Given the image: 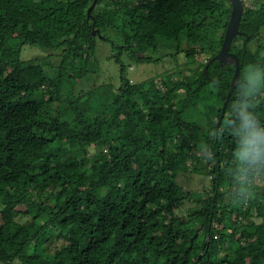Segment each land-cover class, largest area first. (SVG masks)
<instances>
[{
	"label": "trees",
	"instance_id": "16d2710c",
	"mask_svg": "<svg viewBox=\"0 0 264 264\" xmlns=\"http://www.w3.org/2000/svg\"><path fill=\"white\" fill-rule=\"evenodd\" d=\"M243 1L241 78L218 126L236 67L204 69L229 0H99L92 17L94 0H0V264H264V0ZM94 24L121 85L77 94ZM26 45L60 65L23 60ZM162 48L184 64L133 84L127 68ZM190 172L212 191L180 215Z\"/></svg>",
	"mask_w": 264,
	"mask_h": 264
},
{
	"label": "rangeland",
	"instance_id": "374dc122",
	"mask_svg": "<svg viewBox=\"0 0 264 264\" xmlns=\"http://www.w3.org/2000/svg\"><path fill=\"white\" fill-rule=\"evenodd\" d=\"M241 42L239 41L238 44ZM117 50L113 47L112 43L108 40H104L98 36L96 40L95 47V64L94 69L89 70L91 75L85 80L79 82L75 87L77 94L87 91L94 90L102 85L112 84L116 87L121 85V64L117 62L115 56ZM62 53L57 51H45L38 46L26 45L23 49L22 59L23 60H37L39 62L47 64V69L52 71V68H56L60 65L62 60ZM208 57L201 55L200 59L206 61ZM160 62L154 64H133L131 67L127 68V78L133 83H140L152 77L163 75L166 72H175L177 67L185 62L184 54L180 55L178 58L171 56L170 51L165 48L161 49L159 54ZM124 64L129 65L127 57L123 59ZM94 71V72H93ZM254 78V77H252ZM261 76L256 77L252 80L251 88L254 90L258 89L261 84ZM124 85V83H123ZM66 94V92H65ZM106 94H99L98 98H104ZM100 100L97 101V103ZM59 103L56 107H58ZM207 118V115L204 117ZM96 150L92 148L91 152L94 153ZM179 184L188 192H191L194 197L193 199H185L179 209L180 215H187L189 210L198 204V201L194 200L200 195H205L206 192L212 191V179L209 176L201 173H183L178 178ZM258 186L264 185V180L262 176H257L253 181ZM55 193V191H54Z\"/></svg>",
	"mask_w": 264,
	"mask_h": 264
},
{
	"label": "water",
	"instance_id": "95a60500",
	"mask_svg": "<svg viewBox=\"0 0 264 264\" xmlns=\"http://www.w3.org/2000/svg\"><path fill=\"white\" fill-rule=\"evenodd\" d=\"M98 1L99 0H94L92 6L90 7L88 11L89 17H92L91 13L94 10V8L97 6ZM229 1L232 4V13L225 33V40L223 46L220 52L214 57H212V59L207 63L204 69V73L206 74L207 77H209V73H208L209 66L215 61H219L222 67H225L227 65H234L236 67L235 74L231 81V87L227 93V99L222 109L221 119L219 121L218 126L221 125L222 119L224 118L228 105L230 103L231 96L234 93L235 89L238 87L241 78V60L236 53L231 51V46L233 45V42L240 35H243L240 29H241L242 18L245 11V5L243 0H229ZM95 26L96 24H94L93 35L95 37L96 36L103 37L101 32L97 30ZM209 241L210 238H208L207 242ZM202 258H203V254L200 255V259Z\"/></svg>",
	"mask_w": 264,
	"mask_h": 264
}]
</instances>
